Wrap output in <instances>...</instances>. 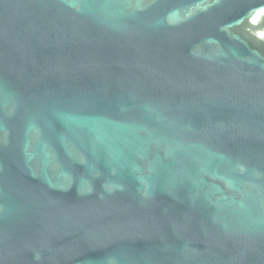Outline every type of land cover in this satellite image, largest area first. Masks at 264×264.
<instances>
[{
    "label": "water",
    "instance_id": "obj_1",
    "mask_svg": "<svg viewBox=\"0 0 264 264\" xmlns=\"http://www.w3.org/2000/svg\"><path fill=\"white\" fill-rule=\"evenodd\" d=\"M0 264H264V0H0Z\"/></svg>",
    "mask_w": 264,
    "mask_h": 264
}]
</instances>
